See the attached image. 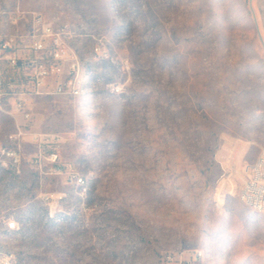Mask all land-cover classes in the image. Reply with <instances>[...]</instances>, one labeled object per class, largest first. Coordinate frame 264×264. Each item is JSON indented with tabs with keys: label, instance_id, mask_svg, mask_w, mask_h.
Segmentation results:
<instances>
[{
	"label": "rangeland",
	"instance_id": "1",
	"mask_svg": "<svg viewBox=\"0 0 264 264\" xmlns=\"http://www.w3.org/2000/svg\"><path fill=\"white\" fill-rule=\"evenodd\" d=\"M17 9L82 61L81 93L36 96L31 123L85 181L39 170L27 135L0 173V264H264L239 193L264 147V0H0Z\"/></svg>",
	"mask_w": 264,
	"mask_h": 264
},
{
	"label": "built area",
	"instance_id": "2",
	"mask_svg": "<svg viewBox=\"0 0 264 264\" xmlns=\"http://www.w3.org/2000/svg\"><path fill=\"white\" fill-rule=\"evenodd\" d=\"M22 17L20 9L10 15L0 10V173L21 171L22 144L29 135L38 145L33 161L39 170L67 174L76 184H82L84 176L73 173L71 164L60 162V145L65 135L33 131L31 123L32 101L36 96L81 93L82 61L64 31L47 20L42 12H34L33 28L28 33L12 26ZM6 116L12 118L14 124L7 135L9 144L1 136ZM243 172L239 188L242 201L255 210H264V147L255 160L245 162ZM176 258L182 264V253ZM200 258L197 248L189 264H197Z\"/></svg>",
	"mask_w": 264,
	"mask_h": 264
},
{
	"label": "bare ground",
	"instance_id": "3",
	"mask_svg": "<svg viewBox=\"0 0 264 264\" xmlns=\"http://www.w3.org/2000/svg\"><path fill=\"white\" fill-rule=\"evenodd\" d=\"M74 173V172H73ZM264 212V210H262ZM199 255L202 258V256L204 255V251L202 249H199Z\"/></svg>",
	"mask_w": 264,
	"mask_h": 264
}]
</instances>
